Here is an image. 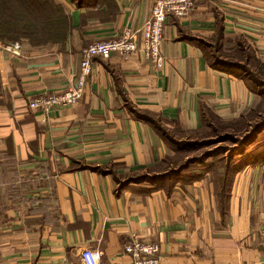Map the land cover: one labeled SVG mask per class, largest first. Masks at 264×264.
<instances>
[{
    "label": "crops",
    "instance_id": "0c3cea01",
    "mask_svg": "<svg viewBox=\"0 0 264 264\" xmlns=\"http://www.w3.org/2000/svg\"><path fill=\"white\" fill-rule=\"evenodd\" d=\"M59 1L63 34L19 54L0 39V264H83L93 248L103 264H130L133 235L159 243L158 264H264V160L232 173L223 205L206 172L162 169L169 135L202 129L203 111L235 120L250 109L245 79L213 67L203 45L264 64V0H196L166 16L161 67L140 48L94 57L77 103L31 109L75 83L84 46L137 29L155 2Z\"/></svg>",
    "mask_w": 264,
    "mask_h": 264
},
{
    "label": "rangeland",
    "instance_id": "374dc122",
    "mask_svg": "<svg viewBox=\"0 0 264 264\" xmlns=\"http://www.w3.org/2000/svg\"><path fill=\"white\" fill-rule=\"evenodd\" d=\"M1 4V20L10 23L9 28L3 26V29L9 32L1 35L5 43H44L48 41V34L37 30L36 36L31 38L26 31L35 28V25L39 23L37 21L46 19L45 16L47 15L53 17L54 20L59 19L60 8L58 6L61 7L60 15L63 14L62 3L59 0H49L43 4H37L36 0H3ZM35 21L36 23L32 26L31 24ZM39 26L38 24V29H40ZM15 29L19 32H16ZM219 48L217 50L212 49L213 55H217L225 61H240V65L243 67L233 69L234 73L241 77L246 74L255 76L259 81H262L263 85L257 89L250 82L247 84L248 87L251 86L250 88L254 93L256 92L255 99L250 109L239 119L221 120L209 117L208 123L202 129L186 132L184 135H176L175 139L180 141L171 144L172 149L176 152L167 158L164 167H162L165 169L164 173H166L165 178L167 179L174 178L181 171H187V174L198 171L201 177L202 173L206 172L207 175H210V177L208 176V184L209 182L214 183V192L217 191L218 193L221 190V184L224 186L223 180L225 179V185L227 182L229 184L230 181V177L223 174L226 159L233 161L231 165L233 171L253 166L257 161H260V158L254 160V155H261L262 160H264V126L259 129L256 128L259 125H264V68L259 66L248 49L239 52L236 49H229L226 45H220ZM258 93H260L259 96ZM181 141L183 143H180ZM205 182L202 181V184ZM207 187L209 185L202 187L203 195L215 199L217 194L214 196L213 187L211 186L210 193ZM227 199L226 194L223 195L220 205Z\"/></svg>",
    "mask_w": 264,
    "mask_h": 264
},
{
    "label": "built area",
    "instance_id": "2783aa9c",
    "mask_svg": "<svg viewBox=\"0 0 264 264\" xmlns=\"http://www.w3.org/2000/svg\"><path fill=\"white\" fill-rule=\"evenodd\" d=\"M196 0H155L150 15L135 30L125 29L122 35L110 40H98L88 43L81 49L79 72L75 83L60 92H41L28 101L31 109H48L51 106L73 105L82 96L88 76L92 72V59L95 56L109 57L112 53L127 54L137 48L143 53L145 60L159 68L163 64L161 42L165 18L168 14L176 17L186 16L194 8ZM141 36V45L136 42V34ZM3 47L15 54L20 52V44L5 43ZM123 252L131 259L130 264H158L160 261V245L138 236H131L123 245ZM101 251L93 248L81 253L83 264H103L100 261ZM109 264H119L111 262Z\"/></svg>",
    "mask_w": 264,
    "mask_h": 264
},
{
    "label": "trees",
    "instance_id": "16d2710c",
    "mask_svg": "<svg viewBox=\"0 0 264 264\" xmlns=\"http://www.w3.org/2000/svg\"><path fill=\"white\" fill-rule=\"evenodd\" d=\"M49 0H36L37 4L38 3H41L43 4L44 2H48ZM3 0H0V11L2 9V3ZM60 9L61 7L58 6ZM60 9H59V19L57 20H54L53 17H50V16H45L46 19H41V20H38L37 22H39L38 24L40 25V29L37 28L38 24L35 25V28L29 30V31H26L28 32L29 34H27L28 36H30L31 38H33L34 36H36V31L37 30H41L43 31L45 34H48V40L51 38V37H57L59 36L60 34H63L64 33V30H65V26H66V23H65V17H63V14L60 15ZM36 23L33 22V24H31L32 26H34V24ZM31 25H29L30 27H32ZM3 26H6V28H9L10 27V23L9 21H2L1 20V15H0V39L2 40V34L5 35V33H9L7 30L5 31L3 29ZM22 27H24V25H22ZM24 30V29H23ZM16 32H19L15 29ZM25 32V31H24ZM15 33V32H14ZM2 35V36H1ZM33 36V37H32ZM203 47L205 48V50L207 51L206 53L209 55V58L211 60V65L213 67H216V68H222V69H228L229 71H233V69H239V68H242L243 66L240 65V61L239 60H235L234 62L232 61H225L224 59H221L220 57H218L217 55H213V48H215L216 50L217 49H220V45L219 44H214V45H203ZM207 48V49H206ZM236 50H239V52H243L241 51L240 49H236ZM250 52L252 53V51L250 50ZM253 55V58L256 59V61L258 62L259 66L264 68V64L262 62H260V60L257 58V56H255L254 53H252ZM247 76V77H246ZM243 78L245 79V82L246 84H250L253 85L255 88H261L263 83L262 81H259V79H257L255 76H249V74H246L245 76H243ZM249 80H248V79ZM251 86L249 85V89L254 93V91L250 88ZM256 93V92H255ZM254 93V94H255ZM260 93H258L257 95L259 96ZM244 114V113H243ZM243 114H241L238 119L240 117L243 116ZM206 117V118H205ZM209 117H215L217 118L216 116L213 115V113H211L209 110H206V111H203V118H205V121H208L210 118ZM207 119V120H206ZM218 119V118H217ZM264 125H259L257 126L256 128L259 129V128H262ZM198 129H196L195 131H197ZM170 137H172V135H169V139H170V144H174V142H178L180 140H177V139H174L172 140ZM180 143H183V141H181ZM254 160H259L262 159L261 158V155H254ZM233 164V161L232 160H228L226 159L225 161V169L223 171V174L226 175V177H231L232 173L235 171L231 170V165ZM224 182V186L223 184H221V190L219 193H217V197L219 198V203L221 201V198L223 197V195L226 194L227 196V191H226V186L228 185V182L227 184L225 185V179L223 180ZM224 203V202H223ZM223 203H221L223 205Z\"/></svg>",
    "mask_w": 264,
    "mask_h": 264
}]
</instances>
